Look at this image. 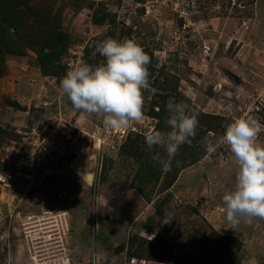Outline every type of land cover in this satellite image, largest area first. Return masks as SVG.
<instances>
[{
	"label": "rangeland",
	"instance_id": "374dc122",
	"mask_svg": "<svg viewBox=\"0 0 264 264\" xmlns=\"http://www.w3.org/2000/svg\"><path fill=\"white\" fill-rule=\"evenodd\" d=\"M162 1L128 8L117 26L116 0H33L53 11L50 22L69 34L70 45L54 76L31 75L36 54L29 49L2 60L0 127L9 135L0 139V172L13 179L0 185V264H66L64 250L71 264H91L93 252L98 264L135 254L167 264H264V219L236 227L226 221L222 197L235 189L239 170L233 153L226 144L205 147L237 118L264 125V0ZM176 3L190 11L186 20ZM109 37L134 39L145 50L151 87L143 91L141 121L103 134L102 119L77 111L60 80L70 56L80 53L92 67L105 63L95 50ZM25 78L35 88L22 94ZM165 97L187 102L199 120L191 145L170 160L177 176L168 189L169 171L138 179L146 168L162 171L154 157L169 159L145 143L159 129L150 112ZM162 128L169 130L165 121ZM96 142L105 145L99 150ZM257 143L264 145V128ZM144 224L151 240L138 231ZM215 239L222 253L208 249Z\"/></svg>",
	"mask_w": 264,
	"mask_h": 264
},
{
	"label": "clouds",
	"instance_id": "9594fccd",
	"mask_svg": "<svg viewBox=\"0 0 264 264\" xmlns=\"http://www.w3.org/2000/svg\"><path fill=\"white\" fill-rule=\"evenodd\" d=\"M95 51L105 58V63L95 67L87 63L70 66L60 80V88L77 111L101 118L105 127L129 128L144 116L143 91L151 87V58L131 38L109 37L99 42ZM166 109L169 130L145 134L148 148H161L169 158L166 161L154 157L165 172L170 171V160L179 147L191 145L199 125L198 115L185 101H169ZM262 128L264 125L251 116L237 118L226 126L221 138L205 145L207 151L214 152L226 144L239 165L235 189L222 197L226 221L232 227L242 222L250 224L254 218L264 219V145L257 143Z\"/></svg>",
	"mask_w": 264,
	"mask_h": 264
},
{
	"label": "trees",
	"instance_id": "16d2710c",
	"mask_svg": "<svg viewBox=\"0 0 264 264\" xmlns=\"http://www.w3.org/2000/svg\"><path fill=\"white\" fill-rule=\"evenodd\" d=\"M52 13V10L48 14L41 11L39 4H34L33 0H0V67L6 54L15 53L17 50L23 52L29 49L36 54L42 74L47 77L54 76L53 70L57 68L63 57L68 53L70 37L61 26L52 25V22H50ZM94 22L95 24H103V21L94 20ZM120 23L117 21V26ZM88 64L90 65V63ZM167 99L166 97L164 98V104L159 107L157 112L154 108L150 112L153 117L159 120L157 127L161 131H166L162 128V122L166 121L169 115L166 109ZM8 105L19 109V105L15 102H9ZM5 129L0 127V139L3 135H9ZM129 134H131V131L128 132L127 136ZM142 167L145 168V166ZM174 170H170L169 174L165 175L167 177L164 188L168 189L173 185L175 174L177 176V171L173 173ZM142 171H145V174L141 175L139 172L138 179L148 181L155 178L159 180L163 172V170H150V168ZM161 213L162 209L159 208V214ZM145 228V224L141 225L138 231H142ZM235 241L239 243L238 240ZM156 242L157 240L151 244L154 245ZM219 245L220 241L215 239L208 249L212 248L215 253L216 251L222 253L223 250ZM134 256L143 257L140 254H135ZM172 264H176V262H172Z\"/></svg>",
	"mask_w": 264,
	"mask_h": 264
},
{
	"label": "built area",
	"instance_id": "2783aa9c",
	"mask_svg": "<svg viewBox=\"0 0 264 264\" xmlns=\"http://www.w3.org/2000/svg\"><path fill=\"white\" fill-rule=\"evenodd\" d=\"M94 1L96 4H104L107 5L109 3V0H91ZM118 2V5L115 6L114 11L117 13V19L118 22L120 23L122 20L124 21L125 18V13L127 12V9L130 7H144L146 9H148L150 3H158L159 0H144L143 2H139L138 0H127V3H125V0H116ZM169 0H165V2H168ZM164 1H162V3H165ZM178 3H176L175 7H174V11L176 12V14L179 15L180 18L183 19H187L188 17V11L187 8L185 6H180L178 8ZM212 51V48L209 44L204 43L202 46V52L205 56H209L210 53ZM82 63V57L80 55V53H78L76 56H70L67 58V62H66V66L68 67V69L71 67H76L79 64ZM48 105V104H47ZM46 105V106H47ZM106 132H108V128L105 127L103 125V134H105ZM129 132V131H128ZM124 133V132H123ZM127 135V134H126ZM123 137V135L121 136V138ZM97 147L99 150L100 148H102L105 145V142H96ZM13 179V175L10 172H5V173H1L0 172V185L6 186L7 183ZM141 237H146L147 239L151 240L153 235L150 234L151 237H149L148 233L145 230L141 231ZM63 257L62 260H65L66 264H71V260L69 255L66 253V250L62 251ZM96 254L93 252L92 256H91V264H98L99 260L97 261L96 259ZM122 264H167L163 261H153V260H148L146 258L143 257H137V256H131V257H127L124 262Z\"/></svg>",
	"mask_w": 264,
	"mask_h": 264
},
{
	"label": "crops",
	"instance_id": "0c3cea01",
	"mask_svg": "<svg viewBox=\"0 0 264 264\" xmlns=\"http://www.w3.org/2000/svg\"><path fill=\"white\" fill-rule=\"evenodd\" d=\"M33 57L35 59V62H34V66H31V67H34V68H32L33 69L32 70L33 74H31V75H41L40 68H39L38 62L36 60V56H33ZM14 78L15 79H19L17 77H14ZM44 79H46V78L44 77ZM18 85H22V88L20 89L22 94H25V92L27 90L30 92L32 90L31 89L32 86L35 88V84L32 81L28 80L27 78H25L24 80H20V83Z\"/></svg>",
	"mask_w": 264,
	"mask_h": 264
}]
</instances>
